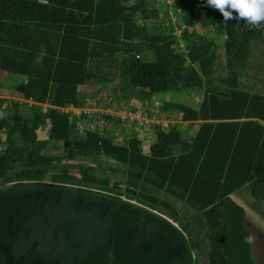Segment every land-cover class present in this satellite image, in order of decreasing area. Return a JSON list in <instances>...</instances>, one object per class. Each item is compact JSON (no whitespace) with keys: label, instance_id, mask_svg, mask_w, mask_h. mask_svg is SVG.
Segmentation results:
<instances>
[{"label":"trees","instance_id":"1","mask_svg":"<svg viewBox=\"0 0 264 264\" xmlns=\"http://www.w3.org/2000/svg\"><path fill=\"white\" fill-rule=\"evenodd\" d=\"M177 10L173 26L163 0H0V82L24 78L14 87L21 100L0 97V186L46 181L118 195L177 223L196 264H254L246 212L231 196L249 192L251 209L264 208V94L241 90L235 65L264 39V24L225 23L206 0H178ZM188 90L204 91L198 107L155 101ZM103 100L130 111L157 103L161 115L201 123L190 142L154 127L145 154L141 132L116 140L125 129L116 121L80 134L87 117L61 111Z\"/></svg>","mask_w":264,"mask_h":264},{"label":"water","instance_id":"2","mask_svg":"<svg viewBox=\"0 0 264 264\" xmlns=\"http://www.w3.org/2000/svg\"><path fill=\"white\" fill-rule=\"evenodd\" d=\"M0 264H196L169 217L124 197L46 181L0 186Z\"/></svg>","mask_w":264,"mask_h":264},{"label":"rangeland","instance_id":"3","mask_svg":"<svg viewBox=\"0 0 264 264\" xmlns=\"http://www.w3.org/2000/svg\"><path fill=\"white\" fill-rule=\"evenodd\" d=\"M201 32L205 34L204 32L206 31L201 30ZM141 59L145 62L146 61L149 62V61L154 60V56L151 52H145L141 54ZM235 67L236 69L239 68L245 72V76L248 77L252 81L251 87L256 88V89H260V88L263 89L264 86L263 85L259 86L257 84V80H259L260 82H264V39L254 42L252 45V52H251L250 57L244 63H242L239 66L235 65ZM14 77H18V76L15 75ZM18 78H22L23 80V77L21 76H19ZM18 81H19L18 79H15L13 77H11L10 79H7L6 81L7 90L6 91H4L5 90V84L3 83L4 81L0 82V90H3V91H0V95L7 96L6 99H13V100L16 99L18 94L17 93L13 94L12 88L14 89L13 86L16 85ZM241 88L243 89L242 86ZM2 92H5V93H2ZM201 95H202V91L201 92L198 91V93L195 94L194 97L200 98ZM180 96L181 94L179 93H164V94L159 95L157 98L161 100H165V101L170 100L171 98L172 99L178 98L175 100H179ZM181 97L187 102L192 103L190 101L191 97L189 98V95L186 94ZM17 100H21V98L20 99L18 98ZM177 118L178 117H173L172 119L177 120ZM40 135L42 136V138H44L45 130H42L40 132ZM245 198H247V200ZM234 199H235L234 201H236L239 205H241L244 208L246 215H247V220H248V223H246V227L250 235H252L254 238L253 243H251L252 260L254 264H264V208H262V206L260 207L259 205H257V203H252L253 208L251 209L248 203L251 201L249 192L247 193L246 197H244L242 194L240 195L238 194L237 199L236 198ZM135 200L143 204L150 205L146 203L144 199L135 198ZM178 216H180L179 213H178ZM197 234H199V236L202 235L201 229H199V233Z\"/></svg>","mask_w":264,"mask_h":264},{"label":"built area","instance_id":"4","mask_svg":"<svg viewBox=\"0 0 264 264\" xmlns=\"http://www.w3.org/2000/svg\"><path fill=\"white\" fill-rule=\"evenodd\" d=\"M168 8V12L170 15L171 23L173 26L178 24L176 12H174V8L178 0H163ZM198 32L201 29L196 26L194 28ZM179 32V30H176ZM181 31V30H180ZM104 100L102 102L99 101H90L87 106L83 109H75L73 107H69L66 109H61V111L65 113H70L72 115H85L87 119L80 122L78 125L79 133L82 134L85 129L88 130H104L108 127L109 123H114L116 121L122 123V126L125 127L124 130L116 129L113 132V137L116 140H120L123 137L130 138V134L128 131L136 130L142 132L143 129L149 128L150 126H157L161 129L167 128L171 122L166 118L167 114H163L162 117L156 115L155 106H152L150 111H147L142 108H138L137 110L130 111L124 108L120 104L119 107H103ZM103 104V105H102ZM45 108L43 111H45ZM158 109V107L156 106ZM161 110V109H160ZM159 111V114L162 112ZM108 119V121H107Z\"/></svg>","mask_w":264,"mask_h":264},{"label":"crops","instance_id":"5","mask_svg":"<svg viewBox=\"0 0 264 264\" xmlns=\"http://www.w3.org/2000/svg\"><path fill=\"white\" fill-rule=\"evenodd\" d=\"M197 31V30H196ZM198 32V31H197ZM201 32V31H200ZM221 46V45H220ZM145 53V52H144ZM218 54H220V56L221 57H223V59H224V63H226V58H225V56H224V52H223V48L222 47H220L219 49H218ZM222 59V60H223ZM237 70V72H238V87L241 89V90H243V91H246V92H250V93H252V92H254V93H260V94H264V88L263 89H256V88H253V87H251V85H252V81L248 78V77H246L245 76V72L244 71H242L241 69H236ZM231 70L230 69H225V70H222V71H220V74H221V76H226L227 75V73H229ZM15 75H9L7 78H6V80H4V84H5V90L4 91H6L7 89H6V81H7V79H10L11 77H13V78H15V79H18L19 81H18V83L16 84V85H18V84H20L21 82H23V80H24V78H23V80H22V78H18V77H14ZM17 76V75H16ZM22 80V81H21ZM257 84L259 85V86H264V82H260L259 80H257ZM16 85H14L13 87H15ZM241 86L243 87V89L241 88ZM216 87H217V85H216ZM0 91H3V90H0ZM12 93L14 94V93H16L15 91H14V89L12 88ZM202 91V95H201V97L199 98H195L194 97V95L195 94H197L198 93V91H195V90H188V91H185V92H183V93H181V96H184V95H189V98L191 99L190 101L192 102L191 104L194 106V107H198V105L201 103V101H202V99H203V96H204V91L203 90H201ZM200 91V92H201ZM252 91V92H251ZM2 93H5V92H2ZM3 96V98H7V96H4V95H0V97H2ZM180 96V97H181ZM180 97H179V99H180ZM20 99L21 98V96L20 95H17V98L16 99H14V100H17V99ZM182 98V97H181ZM172 99V98H171ZM160 101L161 99H158V98H155V101ZM192 100H194V101H192ZM162 101H164V100H162ZM158 104L157 103H154V105H152V106H155V111H156V115H158V116H160V117H162V115L161 114H159V111H158V109L160 110V107L159 106H157ZM156 106L158 107V109L156 108ZM161 111V110H160ZM173 117H177L175 114H167V116H166V118L168 119V120H170V122H171V124L167 127V128H165L164 130L163 129H161L162 131H167L170 127H175V128H177V129H179L180 130V132H181V135H182V139L185 141V142H190L193 138H194V136H195V134L197 133V131H198V129H199V125H200V123L201 122H199V121H197V122H182V121H180L179 120V118H177V120H173L172 118ZM154 127H157V126H155V125H153V126H150L149 128H145V129H143L142 130V132H141V137H142V151L145 153V154H147L148 152H149V147H150V145H152V144H154V143H156V137L154 136V132H153V128ZM154 195H156V196H158V198L159 199H166L168 202H169V204H170V206H172L173 207V209L175 210V211H180V212H182V211H187L188 213H191V212H193V210L191 209V208H189L185 203H183V202H178V201H176L175 199H171L170 198V196L168 197V196H166L163 192H161V191H158L157 193H154ZM240 195V194H239ZM231 198L233 199V200H235L234 198H236L237 199V194L236 195H232L231 196ZM236 202V201H235ZM237 203V202H236ZM238 204V203H237ZM241 206V205H240ZM242 207V206H241Z\"/></svg>","mask_w":264,"mask_h":264},{"label":"clouds","instance_id":"6","mask_svg":"<svg viewBox=\"0 0 264 264\" xmlns=\"http://www.w3.org/2000/svg\"><path fill=\"white\" fill-rule=\"evenodd\" d=\"M207 6L217 10L226 23L231 19H243L253 27L264 24V0H206ZM235 12L236 16H233ZM245 243L254 241L252 235L244 238Z\"/></svg>","mask_w":264,"mask_h":264}]
</instances>
